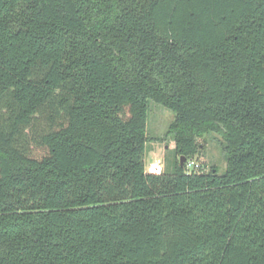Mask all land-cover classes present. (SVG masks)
<instances>
[{"label": "trees", "instance_id": "obj_1", "mask_svg": "<svg viewBox=\"0 0 264 264\" xmlns=\"http://www.w3.org/2000/svg\"><path fill=\"white\" fill-rule=\"evenodd\" d=\"M0 264H264V0H0Z\"/></svg>", "mask_w": 264, "mask_h": 264}, {"label": "rangeland", "instance_id": "obj_2", "mask_svg": "<svg viewBox=\"0 0 264 264\" xmlns=\"http://www.w3.org/2000/svg\"><path fill=\"white\" fill-rule=\"evenodd\" d=\"M173 120V114L157 105H151L147 119V134L150 142L147 145L148 152L145 158L147 173H161L164 169L166 156L170 155L174 144L172 138L167 136L169 124ZM219 136L205 137L200 154L194 161L202 166L203 171L216 167L219 174L224 173L225 162L221 150Z\"/></svg>", "mask_w": 264, "mask_h": 264}, {"label": "built area", "instance_id": "obj_3", "mask_svg": "<svg viewBox=\"0 0 264 264\" xmlns=\"http://www.w3.org/2000/svg\"><path fill=\"white\" fill-rule=\"evenodd\" d=\"M185 168H186V172L187 173H191L194 170L198 169L199 168V165L196 162L189 160L186 163ZM152 174H159V173H152Z\"/></svg>", "mask_w": 264, "mask_h": 264}, {"label": "water", "instance_id": "obj_4", "mask_svg": "<svg viewBox=\"0 0 264 264\" xmlns=\"http://www.w3.org/2000/svg\"><path fill=\"white\" fill-rule=\"evenodd\" d=\"M180 160H182V161H183V160H184V158L182 157Z\"/></svg>", "mask_w": 264, "mask_h": 264}]
</instances>
